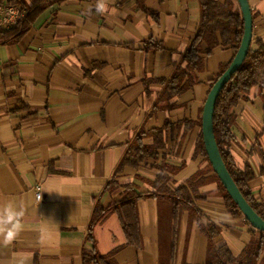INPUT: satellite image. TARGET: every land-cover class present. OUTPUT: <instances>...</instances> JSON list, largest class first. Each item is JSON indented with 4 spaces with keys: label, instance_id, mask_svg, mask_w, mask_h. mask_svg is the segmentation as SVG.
Instances as JSON below:
<instances>
[{
    "label": "crops",
    "instance_id": "1",
    "mask_svg": "<svg viewBox=\"0 0 264 264\" xmlns=\"http://www.w3.org/2000/svg\"><path fill=\"white\" fill-rule=\"evenodd\" d=\"M249 1L254 47L257 40L264 43V0ZM144 5L159 15V23L138 0H68L46 11L19 40L0 44V264H82L84 248L101 255L118 249L117 264H159V202L138 203L141 249L127 244L111 209L123 199L126 184L151 192L146 180L158 177L162 162L180 167L172 189L200 170L209 172V162L193 160L200 129L182 146L183 133L174 144L169 134L158 162L120 174L116 168L139 130L198 121L211 91L208 82L233 52L217 47L198 75L200 84L174 99L176 108L153 111L163 87H145L144 81L171 77L197 32L200 5L198 0H145ZM149 39L165 50L144 53ZM230 128L237 165L251 166L250 188L264 203V100L258 87L233 110ZM110 182L116 186L104 192ZM38 184L43 185L40 202ZM200 192L208 196L198 204L205 220L221 228L217 242L238 256L255 230L227 211L217 184ZM98 198L108 215L95 226L92 244L88 230ZM208 244L197 225L188 230L185 213L177 264H205Z\"/></svg>",
    "mask_w": 264,
    "mask_h": 264
},
{
    "label": "trees",
    "instance_id": "2",
    "mask_svg": "<svg viewBox=\"0 0 264 264\" xmlns=\"http://www.w3.org/2000/svg\"><path fill=\"white\" fill-rule=\"evenodd\" d=\"M6 1L21 5L26 11V17L11 30L0 31V44L19 40L29 32L46 11L54 6H60L68 0ZM144 1L138 0L141 9L159 23V15L147 9ZM198 1L200 21L197 32L191 39L180 62L174 65V72L171 77L169 79L150 77L144 81L145 87L153 83H158L163 87L153 111L176 108L177 104L173 100L200 84L198 75L205 70L207 59L214 50L219 46L230 48L233 52V58L228 64L221 65L218 76L208 82L210 89H212L219 78L228 70L240 49L245 23L237 0ZM163 50H165L163 44L153 39L147 40L143 49L146 54ZM96 66L100 67L101 65L96 64ZM256 87L259 88L264 100V43L262 40L255 42V46L251 48L246 61L221 91L214 114V130L221 156L228 171L245 199L264 218V203L255 197L250 188V184L255 180V173L248 163L244 164L243 167L237 165L233 153V144L236 143L237 139L230 128L233 110ZM195 128H199L200 131L195 142L193 160L203 158L209 162L201 130L202 116H200L198 121L186 119L176 123L167 122L162 127L148 131L144 128L139 130L133 141L127 145L126 152L115 173H123L126 169L138 170L141 165L149 161H160L161 153L167 150L169 134H171L170 141L174 144L183 133L179 143V146H182L186 136ZM147 139H151L152 143H146ZM179 168L162 162L158 177L155 180H146L153 189L151 192L142 193L136 185L131 183L124 186L123 199L116 202L111 211L120 220L127 244L137 249L142 248L143 237L140 229L138 203L143 199H154L160 205L159 264H177L179 228L185 213L188 215V230L190 231L193 225H197L208 239L205 264H264V233L258 230L251 231L253 240L246 245L238 256H234L226 244L216 240L221 233V228L217 224L205 220L198 204L206 202L208 196L202 194L200 189L214 183L217 184V194L223 198V204L233 218H245L233 198L221 184L212 167L209 172L198 171L189 181L172 189L169 184L174 182V174ZM114 186H116L114 182L108 183L104 192L112 190ZM107 215L108 210L103 207L100 198H98L88 230V239L92 244L95 243V226ZM246 225L250 226L247 220ZM188 234L190 235V233ZM117 252L118 249L109 254L101 255L94 249L84 248L82 264H117L115 260Z\"/></svg>",
    "mask_w": 264,
    "mask_h": 264
},
{
    "label": "water",
    "instance_id": "3",
    "mask_svg": "<svg viewBox=\"0 0 264 264\" xmlns=\"http://www.w3.org/2000/svg\"><path fill=\"white\" fill-rule=\"evenodd\" d=\"M237 2L240 6L245 23L244 36L240 49L232 61L230 67L215 83L208 95L203 108L202 134L204 138L205 149L209 158V163L211 164L215 174L218 176L221 184L227 193L233 198L239 210L242 212L245 219L249 222L253 229L264 233V218L260 216L245 199L234 178L228 171L221 156L214 130V114L218 97L226 84L231 80L232 76L246 61L252 48L254 18L251 4L249 0H237Z\"/></svg>",
    "mask_w": 264,
    "mask_h": 264
},
{
    "label": "built area",
    "instance_id": "4",
    "mask_svg": "<svg viewBox=\"0 0 264 264\" xmlns=\"http://www.w3.org/2000/svg\"><path fill=\"white\" fill-rule=\"evenodd\" d=\"M26 17V11L21 5L0 0V31H6L16 27ZM36 199L43 200V185L38 184L35 188Z\"/></svg>",
    "mask_w": 264,
    "mask_h": 264
}]
</instances>
